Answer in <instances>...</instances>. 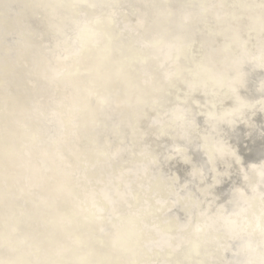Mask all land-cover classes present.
Listing matches in <instances>:
<instances>
[{
	"label": "clouds",
	"instance_id": "clouds-1",
	"mask_svg": "<svg viewBox=\"0 0 264 264\" xmlns=\"http://www.w3.org/2000/svg\"><path fill=\"white\" fill-rule=\"evenodd\" d=\"M42 94L102 137L84 264H264V0H0V99Z\"/></svg>",
	"mask_w": 264,
	"mask_h": 264
},
{
	"label": "bare ground",
	"instance_id": "bare-ground-1",
	"mask_svg": "<svg viewBox=\"0 0 264 264\" xmlns=\"http://www.w3.org/2000/svg\"><path fill=\"white\" fill-rule=\"evenodd\" d=\"M105 72L101 69V75ZM114 73L117 78L121 75ZM67 104L59 94H42L27 103L7 96L0 99V141L4 143V147L0 145L2 261L84 264L81 256L90 249L89 223L94 224L95 217L81 210L87 206L86 193L102 175L101 169L92 165L104 153L94 152L102 137L91 127L74 128L69 119L57 115L66 111ZM73 114L82 116L83 111L74 110ZM176 144L189 147V154L198 163L194 144L179 139ZM174 170L185 176L178 164ZM95 248H100L97 242Z\"/></svg>",
	"mask_w": 264,
	"mask_h": 264
},
{
	"label": "water",
	"instance_id": "water-1",
	"mask_svg": "<svg viewBox=\"0 0 264 264\" xmlns=\"http://www.w3.org/2000/svg\"><path fill=\"white\" fill-rule=\"evenodd\" d=\"M114 75L116 76V78H117V75L114 73ZM199 98H201L202 99V97H199ZM0 114L2 115V110L0 109ZM197 123H199V124H201V125H204V121H203V118L201 117V118H198V120H197ZM38 127H42L43 125H41L40 123L37 125ZM243 125H241V128H240V130L239 131H241V132H243ZM256 130H254V133H253V137H255L256 136ZM243 137H241V139H242ZM51 141V139L49 140V142ZM170 142V143H169ZM197 143H199V141H196L195 143H194V145L196 146V144ZM167 144L168 145H171L172 143H171V141H168L167 142ZM0 145H2V147H4V143H2V141H0ZM250 147H252L253 149H256V145H252V144H250ZM195 148V147H194ZM194 153H195V158H196V160L198 161V163H202V154L201 153H199L198 151H194ZM9 154H11V153H9L8 152V157H12L11 155H9ZM257 155H259V153L257 152ZM178 170H179V172L182 174L183 172H187V169L186 168H184L183 166H181V165H178ZM19 212H20V209H19ZM87 220H91L90 219V217H87ZM92 236V234L90 235V237ZM74 239H76V237L74 236V238H73V240ZM98 243V247H100V242H97ZM78 264H82V263H80V262H78Z\"/></svg>",
	"mask_w": 264,
	"mask_h": 264
}]
</instances>
